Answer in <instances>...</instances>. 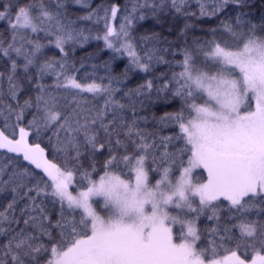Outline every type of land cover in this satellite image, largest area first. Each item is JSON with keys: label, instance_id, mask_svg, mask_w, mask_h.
<instances>
[{"label": "snow or ice", "instance_id": "6c2138e0", "mask_svg": "<svg viewBox=\"0 0 264 264\" xmlns=\"http://www.w3.org/2000/svg\"><path fill=\"white\" fill-rule=\"evenodd\" d=\"M0 23V264H264V0Z\"/></svg>", "mask_w": 264, "mask_h": 264}, {"label": "trees", "instance_id": "16d2710c", "mask_svg": "<svg viewBox=\"0 0 264 264\" xmlns=\"http://www.w3.org/2000/svg\"><path fill=\"white\" fill-rule=\"evenodd\" d=\"M0 2H2V0H0ZM3 25H2V23H0V27H2ZM89 50H91V49H89Z\"/></svg>", "mask_w": 264, "mask_h": 264}]
</instances>
